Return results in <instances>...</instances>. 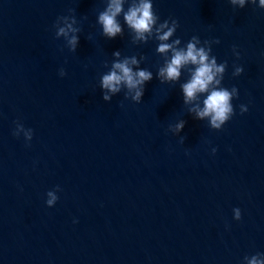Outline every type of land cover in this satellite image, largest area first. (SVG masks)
Here are the masks:
<instances>
[{
	"label": "water",
	"instance_id": "95a60500",
	"mask_svg": "<svg viewBox=\"0 0 264 264\" xmlns=\"http://www.w3.org/2000/svg\"><path fill=\"white\" fill-rule=\"evenodd\" d=\"M152 5L160 22L178 21L182 45L219 39L222 85L238 90L220 130L182 103L183 71L175 85L158 81L155 40L134 42L122 16L123 35H101L102 0H0V264H247L264 254V9ZM70 9L81 29L74 52L52 27ZM117 50L153 73L140 103L123 91L102 99ZM181 119V132L167 130Z\"/></svg>",
	"mask_w": 264,
	"mask_h": 264
},
{
	"label": "clouds",
	"instance_id": "9594fccd",
	"mask_svg": "<svg viewBox=\"0 0 264 264\" xmlns=\"http://www.w3.org/2000/svg\"><path fill=\"white\" fill-rule=\"evenodd\" d=\"M105 7L97 15L96 23L101 27V35L107 39H113L118 35H123V28L118 17L122 16L123 24L133 34V41L147 43L149 40H155L157 46L155 53L163 58V63L157 68L156 78L162 84L175 85L183 73L186 74V80L180 83L179 88L182 96V103L190 105L189 113H194V118L208 121V127L213 130H220L222 126L234 115L232 100L238 97L236 87L228 89L222 85L224 73L227 67V61L217 63V59L211 54L212 44L220 43L219 39L204 40L198 36H192L182 45L179 37L172 39L178 28V21L173 18L165 19L162 22L159 16L154 12L152 0H102ZM234 8H244L246 3L255 4L260 9H264V0H227ZM128 7L125 10L124 5ZM57 17L52 25L55 29V38L63 37L65 46L70 52L76 51L81 29L77 26L78 21L74 15ZM233 54L239 58V52L235 46L232 49ZM110 67L107 62L105 67L108 71L103 73L99 79V88L102 93V99L109 102L113 96L123 91L124 99H130L134 103H140L144 94L145 83L152 80L153 73L148 69L139 67L140 61L135 55L124 56L121 58L119 50L114 51ZM145 59V57H141ZM133 66H136L135 68ZM232 76H239L243 68L233 65ZM59 75H66L63 68L59 70ZM240 112L247 111L246 105H239ZM186 121L179 120L174 125L168 126L171 133H179L184 128ZM24 126L16 123L15 129H23ZM14 136L19 137L18 131L13 132ZM27 141L32 139V129L25 132ZM184 136L180 137L179 142L183 143ZM213 148L212 152L215 153ZM59 186L55 191H59ZM46 195V205L52 207L58 197L53 191H48ZM233 219L241 218L239 208H234ZM264 254L256 253L245 256L247 264H264L260 259Z\"/></svg>",
	"mask_w": 264,
	"mask_h": 264
}]
</instances>
